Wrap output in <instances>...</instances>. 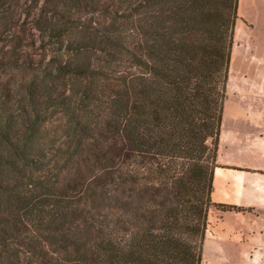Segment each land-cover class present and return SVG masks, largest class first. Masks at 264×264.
I'll return each instance as SVG.
<instances>
[{
  "label": "trees",
  "instance_id": "1",
  "mask_svg": "<svg viewBox=\"0 0 264 264\" xmlns=\"http://www.w3.org/2000/svg\"><path fill=\"white\" fill-rule=\"evenodd\" d=\"M237 8L0 0V264H203Z\"/></svg>",
  "mask_w": 264,
  "mask_h": 264
},
{
  "label": "crops",
  "instance_id": "2",
  "mask_svg": "<svg viewBox=\"0 0 264 264\" xmlns=\"http://www.w3.org/2000/svg\"><path fill=\"white\" fill-rule=\"evenodd\" d=\"M237 14L239 48L245 27L261 22L264 32V0H238ZM254 57L253 64H264V56ZM254 81L264 91V77ZM232 93L224 101L212 180L211 200L219 206L208 212L202 255L214 249L225 264H264V92Z\"/></svg>",
  "mask_w": 264,
  "mask_h": 264
},
{
  "label": "rangeland",
  "instance_id": "3",
  "mask_svg": "<svg viewBox=\"0 0 264 264\" xmlns=\"http://www.w3.org/2000/svg\"><path fill=\"white\" fill-rule=\"evenodd\" d=\"M29 2V0H27ZM25 2V0H21ZM254 7H252L253 9ZM20 19L24 17L23 13ZM20 29L24 30L25 35L30 43V52L40 58L39 54H43L40 48V42L37 40L34 29L31 24H23ZM241 44L239 48L232 46L231 50V61L229 68V76L227 82V97L229 100L235 97L232 93H254L264 92L263 85H256L255 78L264 77V64H253L256 57L264 56V32L261 26V22H255L254 24L245 27L241 32ZM45 52V51H44ZM50 54V51H46ZM254 67V68H253ZM211 224V221H210ZM210 228V226H209ZM210 231L206 234L209 235ZM203 264H225L217 259L216 251L210 250L209 253L203 258Z\"/></svg>",
  "mask_w": 264,
  "mask_h": 264
}]
</instances>
